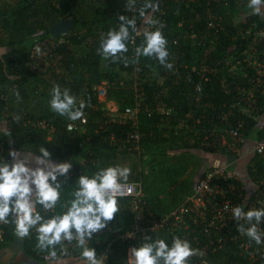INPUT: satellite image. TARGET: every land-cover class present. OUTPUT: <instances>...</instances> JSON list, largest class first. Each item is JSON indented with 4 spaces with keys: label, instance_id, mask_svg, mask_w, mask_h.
<instances>
[{
    "label": "trees",
    "instance_id": "obj_1",
    "mask_svg": "<svg viewBox=\"0 0 264 264\" xmlns=\"http://www.w3.org/2000/svg\"><path fill=\"white\" fill-rule=\"evenodd\" d=\"M149 2L158 5L156 10L167 7V23L159 30L167 40L166 48L169 55L166 62L172 67L169 69L161 65L154 56L142 55L139 58L144 69L142 75L144 102L149 108L152 107L153 113L147 110L140 113L137 129L141 134L142 150L134 151L129 148L131 143L123 142L133 130L131 124L105 125L104 115L107 101H115L120 111L127 105H133L135 99L133 68L136 58L131 57L129 50L118 53L115 58L107 59L99 51L102 37H106L110 30H117L120 26L118 17L120 15L132 17L130 2L127 0H0V47L5 46L9 49L8 52L0 55V125L6 123L11 132L10 137L0 133V145L4 147L3 152L0 149V160L11 163L13 158L9 152L12 150L38 156L41 147H45L51 154L50 159L58 163L72 164L73 159L81 155V158L79 157V160L72 164L66 176L58 177L61 185L60 198L54 207L45 209L43 205H36L37 213L45 220L63 215L67 211L69 202L75 198L73 194L79 187L78 178L81 175L91 178L100 169L117 165L131 169L128 181H142L147 200L145 207H148L145 208V212L151 210L161 217L177 207L192 192L196 181L193 187L191 185L189 194L181 199L172 198L167 202L166 199L159 197L161 193L153 192L150 196L149 187L145 188V184L151 180L147 174L151 177L159 175L160 185L166 184V189L172 193V188L178 184V177L190 165L194 169H201L203 164L199 156L201 152L207 156L221 155L231 160L233 158V154L226 149L220 150L203 145L206 135L204 130H210L214 126L216 129L227 126L217 121V116L224 109V103L230 105L235 100L232 93L225 91L221 78L225 76L231 81L248 84L252 70L245 64L236 65L232 62V65H228L220 73L211 75L210 79L200 80L197 72L191 74L190 69L193 65H199L204 47L210 43L217 44L213 56L224 60L226 65L230 63L237 52L242 53L252 45L253 34L264 29V19L247 6L249 0L192 2L140 0L139 12L142 6ZM209 7L217 17L223 19L222 23L225 27L202 40L198 34L205 30L210 19L207 14ZM152 10L149 8L145 12L150 15ZM231 14L235 15L231 18L237 21L230 18ZM136 15L139 16V13ZM68 18L73 19L74 24L72 30L65 34L66 42L59 47L61 59L58 68L49 66L44 71L40 65L37 69H33L27 64L33 46L40 40L52 38L50 27ZM97 22L106 24L93 31L89 25L95 26ZM179 23H181L180 27ZM248 28L252 29L253 34H249L246 39L239 38V32ZM155 30L157 29L153 31ZM90 37L94 39L93 46L87 42ZM175 40L178 42L176 43ZM138 43L141 46L144 43L142 34ZM232 46L235 48L230 50ZM255 47L263 50L264 40ZM185 63L189 68L184 67ZM243 72L247 74V78L243 77ZM103 81L108 82L105 99L101 98L97 91L98 85ZM199 83L200 89L196 91L194 84ZM54 85H59L61 92L68 89L70 95L76 99L77 108L81 101L85 103L83 113L88 118L86 124H80L81 119L71 121L66 116H60L51 110L49 102ZM166 87L169 88V92L166 96L163 95L162 99L166 101L168 112L161 113L154 108L156 103L154 94ZM197 97L198 99L194 101ZM234 109L232 119L241 117V106ZM254 115H257V118L249 119L251 130L259 127L258 117L264 115V103L261 110ZM16 117L19 119H15ZM209 118H215V122L208 123ZM69 122L79 123L80 126L74 131H69L67 129ZM113 133L117 142L111 144L109 137ZM263 134L264 126L257 132L258 138ZM175 150L180 151L179 160L176 159L179 154L170 152ZM194 161L195 165L191 164ZM245 163L244 167L247 168L248 175L256 181L260 180L264 172L263 159L254 154ZM166 189H163V192ZM116 199L119 210L109 222L125 232L131 228L134 221L131 199ZM167 224L164 228L149 230L145 236L150 237L151 241L163 239L169 247L172 245L173 237H178L188 241L192 246L193 242L190 243L191 239L187 231L176 228L173 222L169 221ZM13 227L14 223L10 222L5 239L0 241V244L6 242L13 232ZM30 231L32 232V228ZM195 234L200 242L199 248L195 255L188 258L187 264H250L249 252L244 256L241 255L239 244L230 241L217 248V251H210L212 254L208 252L207 255H201L199 250L209 239L198 230ZM38 235L37 232L33 233V236ZM114 235L110 231L101 235L94 234L90 240H87V246L94 248L97 254L110 243ZM33 236H31L32 241ZM145 236L139 238L142 243L145 242ZM132 243L133 240L129 239L113 242L107 264H129L128 255ZM77 245L78 243H75L70 247L69 253L66 254L81 257L83 249ZM51 250H41L38 246L31 248L36 257ZM54 250L59 256V251H62L61 245L57 244ZM255 264H264V255Z\"/></svg>",
    "mask_w": 264,
    "mask_h": 264
},
{
    "label": "built area",
    "instance_id": "obj_2",
    "mask_svg": "<svg viewBox=\"0 0 264 264\" xmlns=\"http://www.w3.org/2000/svg\"><path fill=\"white\" fill-rule=\"evenodd\" d=\"M98 1H113V0H98ZM132 4V0H127ZM181 1V0H175ZM188 1V0H187ZM190 2L194 0H189ZM140 0H134L132 4V17L129 19H135L136 28L138 30L153 31L156 29H162L166 25L167 20V7H161L159 10H152L150 15L145 12V16L150 17L154 23H145V16H141L139 12L138 4ZM139 13V16L136 14ZM147 14V15H146ZM210 19L207 21L205 30L200 32V39H204L207 36L211 37L222 30L225 26L222 23V18L217 17L212 8L209 7L207 11ZM162 26V27H161ZM119 30V27L117 31ZM65 34H61L57 37L46 38L38 41L31 50V55L28 61V65L33 69H37L42 65V69L46 71L49 66H56L58 68L61 54L59 51L60 45L66 42ZM249 34H253L251 28L239 32V38L246 39ZM253 37L252 45L241 52H237L230 63L226 65L224 60L217 59L213 54L217 50L216 43L206 44L204 47L199 65H193L191 67V74L195 71L200 77V80H208L211 75H215L226 69L228 65H232L234 62L236 65H247L252 73L249 76V82L241 83L236 80H229L225 76L221 78V82L227 93H232L235 100L232 104H223L224 109L218 114L217 121L224 123V128L216 129L214 126L210 130H204L206 133L203 139V145L214 147L215 149H226L230 151L237 158L243 157V146L247 143V138L252 130L249 126V119L251 117L257 118L255 113H258L264 103V49L258 50L255 46L262 43L264 40V29L256 31ZM140 35H136L131 28H129V39L125 42L127 49L130 51L132 58H136L134 64V92L135 99L133 105H127L122 111L115 101H107L106 113H105V125L109 123L125 124L130 123L133 127L128 134V138L124 139V143H131L129 147L134 151H141V134L138 131L139 116L144 110L153 113L152 107H148L145 104L142 75L144 69L142 67L139 58L137 56L136 49L141 47L138 43ZM177 43L178 41L175 40ZM90 45L93 46L91 43ZM235 46H232L230 50H233ZM39 49V51H37ZM253 51V52H251ZM185 68H189V65L185 63ZM243 67V66H241ZM243 77L247 78V74L243 72ZM196 91L200 89V83L194 84ZM108 82L103 81L98 85V95L105 99L107 97ZM169 92V88H163L160 92H157L155 96V106L159 112H168L166 107V101L162 99L163 95L166 96ZM241 106V117L233 118L235 113V107ZM239 117V118H238ZM86 115L81 118L80 124L84 125L88 121ZM215 122V118H209L208 123ZM79 123L69 122L67 129L74 131L79 128ZM103 127V126H101ZM110 143L117 142L116 135L113 133L109 137ZM1 152L4 151V147L0 145ZM253 154L259 155L264 161V134L257 138ZM264 171V163H263ZM124 184L123 191L114 192L115 198H130L131 208L134 213V221L131 228L127 231H121L108 222L107 226L94 234H103L106 231L114 233V237L110 243L102 248L98 252L97 260H102L103 264H107V260L110 253V246L113 242L129 239L133 240L132 247H139L142 242L139 240L140 236H145L147 232L158 230L166 227L167 223L173 222L176 228H182L190 235V243L193 242L192 249L198 251L199 244L198 237L195 232L198 230L203 233L205 237L209 239L207 244L199 251L205 255L212 254L210 251H217V248H221L228 243V241L239 244V252L241 255H245L249 252L250 264L257 263L261 256L264 255V217L257 223L255 219L251 223L244 219L236 220L233 215V209L237 206H243L245 212L253 209H264V172L260 180H254L251 186H246L241 177L232 171L231 163L212 165L207 167L203 174L196 180L192 192L185 197V199L174 209L165 213L163 216L158 217L153 211L148 210L145 212L147 200L145 197L144 187L142 181H127L122 182ZM131 189L129 193L128 189ZM9 222H0V241L5 239L7 227L10 223L11 216L8 218ZM114 224V223H113ZM243 225L245 229L256 225L258 233L261 235V243L257 244L254 240L249 238L246 234L241 233L238 225ZM39 225L32 228V232H37ZM38 233V232H37ZM93 234V235H94ZM194 235V237H192ZM75 243H78L76 239L72 241L62 240L60 243L63 254L69 253L70 247H73ZM48 258L49 255H46Z\"/></svg>",
    "mask_w": 264,
    "mask_h": 264
},
{
    "label": "clouds",
    "instance_id": "obj_3",
    "mask_svg": "<svg viewBox=\"0 0 264 264\" xmlns=\"http://www.w3.org/2000/svg\"><path fill=\"white\" fill-rule=\"evenodd\" d=\"M262 5L264 0H249L247 6L255 14L264 16ZM149 8L156 10L158 5L145 3L140 9V15L145 16V10ZM118 18L121 22L119 30H110L107 36L101 39L99 51L106 59L127 52L125 42L129 39V28H131L136 35L142 34L144 37L143 45L136 49L137 56H154L161 65L169 69L172 67L166 62L169 55L166 48L167 40L159 29L138 30L134 18L129 19L124 15ZM145 23L152 24L154 21L145 16ZM49 103L52 111L60 116H66L71 121L81 119L84 115L85 103L81 101L77 108L75 97L70 95L68 89L61 92L59 85L53 86ZM0 133L7 137L11 136L6 123L0 125ZM39 152L40 155L33 158L37 165L34 168L28 166L25 158L16 151L9 152L13 158L11 163L0 160V222L8 223V218L11 216L10 222L14 223L19 237L28 236L29 230L39 225L37 246L41 250L52 249L50 251L52 258H56L54 248L62 240L76 239L77 246L83 249L80 255L84 264H103L102 260H97L96 250L87 246V240L114 219L119 209L113 193L123 191L124 184L121 181L125 183L128 181L131 169L117 165L100 169L91 178L81 175L78 178L79 187L73 194L75 198L69 202L67 211L63 215L45 220L35 211V207L37 204L43 205L45 209L54 207L60 198L61 185L58 177L66 176L72 164L53 163L50 159L51 154L45 147H41ZM128 191L130 193L131 189L129 188ZM233 215L236 220L244 219L251 223L255 219L259 223L264 217V209L245 212L243 206H237L233 209ZM238 230L257 244L262 242L255 224L247 229L243 225H238ZM149 241L151 238L145 236L144 243L129 249V264H187L188 258L196 254V250L190 247L188 241L178 237H173L171 247L163 239Z\"/></svg>",
    "mask_w": 264,
    "mask_h": 264
},
{
    "label": "crops",
    "instance_id": "obj_4",
    "mask_svg": "<svg viewBox=\"0 0 264 264\" xmlns=\"http://www.w3.org/2000/svg\"><path fill=\"white\" fill-rule=\"evenodd\" d=\"M261 10L264 11L263 5L261 6ZM261 18L264 19V16H261ZM93 43L94 39L92 40V44ZM260 128L261 126L255 127L254 130H252L254 133H249L247 143L243 146V157L237 158L235 155H233L232 160L229 159L226 162L231 163L232 171L238 173V176L241 177L246 186H251L254 179L248 175L247 168L244 166L246 165V160L254 155L253 148L258 138L257 132L260 130ZM253 135H255V137H253ZM22 153L21 156L25 158V161L28 163L32 154L29 152H24V155H22ZM201 167H203V165ZM203 172H201V174ZM36 208L37 206L35 207V211L37 212ZM12 231L13 232L10 234L6 242L4 244H0V264H84V261L80 256L75 257L68 254H63V251H59V256L56 255V258H52L50 256V252L43 255L41 254L40 257H36L31 251V248L38 245V236H33V233L29 230L28 236L19 237L16 234L15 225ZM31 236L34 237L33 241L31 240ZM46 255H49V257L47 258Z\"/></svg>",
    "mask_w": 264,
    "mask_h": 264
},
{
    "label": "rangeland",
    "instance_id": "obj_5",
    "mask_svg": "<svg viewBox=\"0 0 264 264\" xmlns=\"http://www.w3.org/2000/svg\"><path fill=\"white\" fill-rule=\"evenodd\" d=\"M234 17L235 15H233V14H231L230 15V18L231 17ZM232 19V18H231ZM231 19H229L230 21H231ZM232 20H234V18L232 19ZM235 21V20H234ZM98 23V22H97ZM103 24H106L105 22H102L101 24H96L95 26H92L91 24L89 25V27L91 26L92 27V29H93V31H95L96 29H100V26L101 25H103ZM181 26V23H179V27ZM92 40H93V38L92 37H90L88 40H87V42H89L90 44L92 43ZM9 51V49L7 48V47H5V46H3V47H0V55H3L4 53H6V52H8ZM175 56V55H174ZM173 56V57H174ZM196 99H198V97L197 98H194V101L196 100ZM107 107H108V104H107ZM258 119H259V127L261 126V128L263 129V125H264V115H262V116H260V117H258ZM253 133H254V131H253ZM256 134V133H255ZM253 137H255V135H253ZM12 151H15V150H12ZM17 152V151H16ZM172 154H179L180 153V151H170ZM179 152V153H178ZM18 153V152H17ZM21 154V153H20ZM22 155H24L23 153H22ZM199 155V154H198ZM201 155H204V157H201ZM201 155H199L200 156V158H202V165H203V167H201V169L200 168H193V166H189L186 170H184L183 172H182V174H180V176L178 177L179 178V181H178V184L174 187V188H172V193H170L169 191L170 190H168V189H166L167 188V185L166 184H164V185H160V182L161 181H158V179H159V175L158 176H156V177H151V176H149L150 174H147L148 175V178H150L151 180L150 181H148V183L147 184H145L146 186H145V188H148V190H149V194L150 193H152L153 194V192H156L157 194H160V198H162V199H166L167 200V202H170L171 201V199L173 198V199H181V198H183L185 195H187V194H189L190 193V187H191V185H192V187H193V185H194V182L196 181V180H198V178H199V176H200V172H203L207 167H209L210 165H220V164H224V163H226L229 159L227 158V157H223V156H221V155H211V156H207L206 154H204L203 152H201ZM81 155H78L77 157H75L74 159H73V161H72V164H74L75 162H77L78 160H79V157H80ZM137 156H138V154H137ZM178 157L176 158L177 160H179L180 159V156H181V154H179V155H177ZM35 156L34 155H31V158H30V160H29V162L27 163L28 164V166H30V167H37V165L35 164V161H34V158ZM183 157V156H182ZM81 158V157H80ZM137 160V159H136ZM139 160V159H138ZM53 163H56V164H59V163H57V162H53ZM179 164L180 165H183V164H181L180 162H179ZM191 164H194L195 165V161L194 162H192ZM179 165V166H180ZM150 170V169H149ZM194 180V181H193ZM163 189H166V191H164L163 192ZM150 196H151V194H150ZM37 209V208H36Z\"/></svg>",
    "mask_w": 264,
    "mask_h": 264
},
{
    "label": "water",
    "instance_id": "obj_6",
    "mask_svg": "<svg viewBox=\"0 0 264 264\" xmlns=\"http://www.w3.org/2000/svg\"><path fill=\"white\" fill-rule=\"evenodd\" d=\"M74 21L71 18L64 19L50 27V32L53 37H57L64 33H69L72 30Z\"/></svg>",
    "mask_w": 264,
    "mask_h": 264
}]
</instances>
